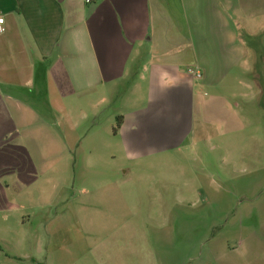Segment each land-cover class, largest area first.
Segmentation results:
<instances>
[{"label": "crops", "instance_id": "1", "mask_svg": "<svg viewBox=\"0 0 264 264\" xmlns=\"http://www.w3.org/2000/svg\"><path fill=\"white\" fill-rule=\"evenodd\" d=\"M262 2L0 0V264H264L261 184L240 185L237 201L231 185L207 174L190 184L181 169L173 210L157 224L149 214L141 250L131 211L164 205L169 170L154 182L155 159L244 127L235 93L206 88L241 61L248 32L264 28L255 25ZM127 77L120 124L85 134L102 143L106 166H87L82 187L58 200L68 172L35 161L63 163L73 150L66 144L80 142L84 104H106ZM29 96L40 97L36 107ZM27 154L35 166L25 165ZM72 230L85 248L64 263Z\"/></svg>", "mask_w": 264, "mask_h": 264}, {"label": "rangeland", "instance_id": "2", "mask_svg": "<svg viewBox=\"0 0 264 264\" xmlns=\"http://www.w3.org/2000/svg\"><path fill=\"white\" fill-rule=\"evenodd\" d=\"M261 5H263L262 9L264 11V0ZM258 23H264V15H260L257 18L255 25H258ZM248 34L250 36L248 38L247 36L245 37V55H243L241 61L229 68L228 72L223 75L216 86L206 88L208 89V94L216 92L227 95L231 90L235 93L232 100L239 104L237 113L243 118L244 127L240 131L236 130L235 133L228 135L214 136L212 134L207 140H196L195 147L183 146L179 149H173L164 157L154 160L155 173L151 175L153 181L157 182L162 179L160 172L163 168L164 171L169 170L168 175L171 185L166 198H164L163 206H160L159 203L161 201L159 199L155 201L153 206L137 205L136 207H131V211L139 218V237L137 240L139 250L144 248L142 233L147 225L146 221L149 214L154 212L153 223L157 224L165 217L168 211L173 210V205L177 201L176 197L180 192L173 188L172 184L176 185L180 183L181 169L185 170L184 180H187L188 183H196L195 174H207L212 176L218 183L222 182L231 185L235 197V194H237L236 189L240 185L242 189L256 188L260 184L264 187V28L255 33L253 30H250ZM132 81L130 77L120 81L114 96L106 104L98 102L94 107L90 106L89 103L85 107L86 103L84 104V111L89 115L86 121L77 122L79 126L76 127V131L80 137V142L66 144L69 147L73 146V150L63 163L52 164L48 160L44 164H40V160H34L39 164V167L42 165L50 169L52 165H56L57 170L64 169L66 173L68 172L69 177L66 180L58 182L59 184H66L64 187L66 191H62L61 197L57 196L58 200L63 198L64 195V197H69V188L71 190V187H73L76 191L82 187L87 166L95 168L106 166L100 160L103 154L99 153L101 151L99 150V146L102 143H99L97 140L91 143L85 137V134L88 131H95L96 127H99V134H103V129L105 130L107 127L112 132V127L117 122L116 117L122 111L129 108V86ZM39 98V96H29V101L34 105L35 102L39 101ZM93 99H96V97L93 96ZM79 118L80 116H78L77 112L73 111V119L78 120ZM26 146L28 148L27 143ZM89 148L94 149L92 155H89ZM105 155L108 156L107 153ZM117 160L120 161V164L125 165V167L129 168L131 165L126 159L119 160L117 158ZM34 161L31 162V158L27 154L24 162L26 166H35ZM46 193L47 196H51L49 191ZM245 193H248L247 189H245ZM156 194L154 192V198H156ZM248 194H251V192ZM262 194H264V188L262 189ZM138 196L143 201L149 199V197L144 198L143 194L139 192ZM194 197L188 196V201L194 200ZM238 198L237 201L242 199L241 196ZM68 240H70L72 247L66 245L68 260H65L64 263L69 262L70 258L76 256L85 248L84 235L81 232L78 233V231L72 230L68 236ZM76 264H80V261Z\"/></svg>", "mask_w": 264, "mask_h": 264}, {"label": "built area", "instance_id": "3", "mask_svg": "<svg viewBox=\"0 0 264 264\" xmlns=\"http://www.w3.org/2000/svg\"><path fill=\"white\" fill-rule=\"evenodd\" d=\"M86 2H91V0H86ZM4 18L0 14V32L3 30L2 24H3ZM187 73L191 74L194 78L199 79L201 77V72L197 68H189L187 69Z\"/></svg>", "mask_w": 264, "mask_h": 264}, {"label": "trees", "instance_id": "4", "mask_svg": "<svg viewBox=\"0 0 264 264\" xmlns=\"http://www.w3.org/2000/svg\"><path fill=\"white\" fill-rule=\"evenodd\" d=\"M119 124H120V121L119 119H117L116 126H118Z\"/></svg>", "mask_w": 264, "mask_h": 264}]
</instances>
